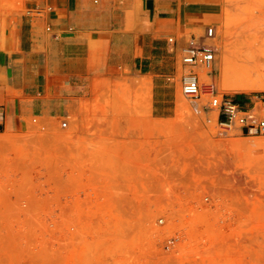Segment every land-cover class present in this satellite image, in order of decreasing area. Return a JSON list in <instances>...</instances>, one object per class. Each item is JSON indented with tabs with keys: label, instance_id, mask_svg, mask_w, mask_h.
Here are the masks:
<instances>
[{
	"label": "rangeland",
	"instance_id": "1",
	"mask_svg": "<svg viewBox=\"0 0 264 264\" xmlns=\"http://www.w3.org/2000/svg\"><path fill=\"white\" fill-rule=\"evenodd\" d=\"M215 29L202 82L247 94L249 106L264 99V0H226ZM225 65L249 69L257 89L225 90ZM178 95L176 117L159 121L145 112L149 97L105 86L81 114L0 131V264H264V134L221 135L209 96L197 111L180 83ZM114 121L159 135L146 143L149 174H126L130 153L115 152L107 129L78 126Z\"/></svg>",
	"mask_w": 264,
	"mask_h": 264
},
{
	"label": "crops",
	"instance_id": "2",
	"mask_svg": "<svg viewBox=\"0 0 264 264\" xmlns=\"http://www.w3.org/2000/svg\"><path fill=\"white\" fill-rule=\"evenodd\" d=\"M225 2L0 0V131H21L30 118L81 114L105 86L131 100L149 97L151 119L175 118L186 41L217 26ZM213 71L214 65L210 77ZM249 103L245 94L240 105ZM78 126L107 129L115 152L130 153V177L151 172L144 165L146 143L160 138H150L146 124Z\"/></svg>",
	"mask_w": 264,
	"mask_h": 264
},
{
	"label": "built area",
	"instance_id": "3",
	"mask_svg": "<svg viewBox=\"0 0 264 264\" xmlns=\"http://www.w3.org/2000/svg\"><path fill=\"white\" fill-rule=\"evenodd\" d=\"M200 38H189L183 48L182 62L184 68L180 77L182 93L193 103V107L197 111L200 110L198 105L203 96H209V106L218 110L216 125L220 128L221 135H228L231 130L236 128L255 130L264 134V99H260L252 106L243 107L227 95L215 91L213 83L202 82L201 72L203 69L200 70V67H210L211 69L206 72L209 75L217 55L216 43L213 41L216 39L215 27H208ZM204 106L202 105L201 109H204ZM34 121L36 122L37 119ZM61 125L66 127L68 122L63 120ZM205 199L208 200L209 196H205ZM159 222L164 223L165 218L160 217ZM178 241L179 237L177 236L169 237L165 242L166 250L175 249Z\"/></svg>",
	"mask_w": 264,
	"mask_h": 264
},
{
	"label": "bare ground",
	"instance_id": "4",
	"mask_svg": "<svg viewBox=\"0 0 264 264\" xmlns=\"http://www.w3.org/2000/svg\"><path fill=\"white\" fill-rule=\"evenodd\" d=\"M210 69H211L210 67L203 68V71L201 72L203 80L204 79L211 80L210 75L206 74V72ZM250 79H251V72L249 69H244L239 65H236V66L225 65L224 70H223V74H222V78H221V84L225 90H227V89L229 90V89H233V88H241V87L248 88L250 90L257 89L252 84ZM261 88H262V90H264V87H261ZM258 106H259V104H258ZM253 141H255V140H253ZM255 144H258V143L256 142Z\"/></svg>",
	"mask_w": 264,
	"mask_h": 264
},
{
	"label": "trees",
	"instance_id": "5",
	"mask_svg": "<svg viewBox=\"0 0 264 264\" xmlns=\"http://www.w3.org/2000/svg\"><path fill=\"white\" fill-rule=\"evenodd\" d=\"M244 97H245V94H244V93H238V94L235 96L234 101H235L236 103H239V104H244Z\"/></svg>",
	"mask_w": 264,
	"mask_h": 264
},
{
	"label": "water",
	"instance_id": "6",
	"mask_svg": "<svg viewBox=\"0 0 264 264\" xmlns=\"http://www.w3.org/2000/svg\"><path fill=\"white\" fill-rule=\"evenodd\" d=\"M247 130V129H246Z\"/></svg>",
	"mask_w": 264,
	"mask_h": 264
}]
</instances>
